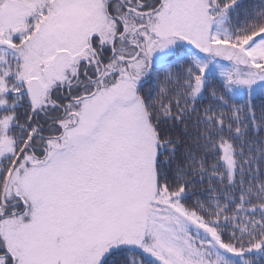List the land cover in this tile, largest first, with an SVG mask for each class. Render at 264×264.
Returning a JSON list of instances; mask_svg holds the SVG:
<instances>
[{
	"label": "snow or ice",
	"instance_id": "6c2138e0",
	"mask_svg": "<svg viewBox=\"0 0 264 264\" xmlns=\"http://www.w3.org/2000/svg\"><path fill=\"white\" fill-rule=\"evenodd\" d=\"M0 264H264V0H0Z\"/></svg>",
	"mask_w": 264,
	"mask_h": 264
}]
</instances>
